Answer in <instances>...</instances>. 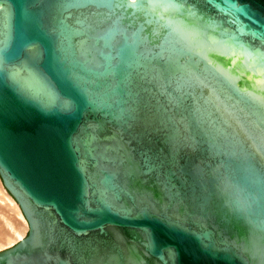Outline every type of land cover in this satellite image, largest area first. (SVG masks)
I'll list each match as a JSON object with an SVG mask.
<instances>
[{"label":"water","instance_id":"obj_1","mask_svg":"<svg viewBox=\"0 0 264 264\" xmlns=\"http://www.w3.org/2000/svg\"><path fill=\"white\" fill-rule=\"evenodd\" d=\"M0 264H264V0H0Z\"/></svg>","mask_w":264,"mask_h":264},{"label":"bare ground","instance_id":"obj_2","mask_svg":"<svg viewBox=\"0 0 264 264\" xmlns=\"http://www.w3.org/2000/svg\"><path fill=\"white\" fill-rule=\"evenodd\" d=\"M7 211H15L16 219H11V214L7 215ZM27 229V221L18 204L5 190L0 180V249L20 240Z\"/></svg>","mask_w":264,"mask_h":264},{"label":"rangeland","instance_id":"obj_3","mask_svg":"<svg viewBox=\"0 0 264 264\" xmlns=\"http://www.w3.org/2000/svg\"><path fill=\"white\" fill-rule=\"evenodd\" d=\"M14 212H15V211H11V212H10V211H9V212L7 211V215H10V214H11V217H10V216H9V217H10L11 219H13V220L16 219V217H15V215H14ZM12 213H13V214H12ZM13 215H14V216H13ZM12 217H13V218H12ZM9 246H10V245H9ZM6 247H8V246H6ZM6 247H4V248H6ZM1 249H3V248H1ZM1 249H0V250H1Z\"/></svg>","mask_w":264,"mask_h":264}]
</instances>
